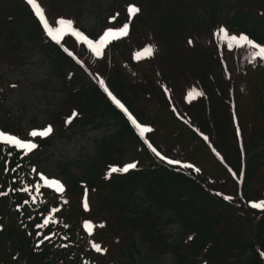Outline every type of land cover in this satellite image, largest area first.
I'll use <instances>...</instances> for the list:
<instances>
[{
	"label": "trees",
	"instance_id": "obj_1",
	"mask_svg": "<svg viewBox=\"0 0 264 264\" xmlns=\"http://www.w3.org/2000/svg\"><path fill=\"white\" fill-rule=\"evenodd\" d=\"M3 1L4 4L0 7V30H4L5 34L10 33L13 25L17 24V19L14 22V15L22 13L21 22L27 21L29 28V31H25L26 38L34 46L41 47L55 66L54 70L60 77V86L65 95L64 101L73 109L75 105L80 107L75 116V120L78 118L76 122L88 115L96 118L109 115L114 126L118 128L114 136L104 138L99 150L101 159L86 170L85 178L71 181V194L76 195L77 190L82 189V185L95 189L98 192L99 209L92 215L108 214L111 227L117 236L118 224L127 218L121 201L126 194H131L135 190L141 191L154 199L160 209L173 211L177 220L183 223L185 230L182 241L176 247L168 248V252L178 257L176 264H264V210L256 212L249 208L240 195L241 190L249 197L245 198L250 200L252 195L249 190L252 183L250 177L252 174L255 177L260 167L256 169V165L253 166L251 161H247L245 166L247 177L240 188L237 180L229 175L227 169L198 134L202 131L214 142L218 137L226 146L228 163L239 173L241 149L238 147L231 154L234 148L228 146V140L231 143L235 142L236 146L237 142L231 138V134L233 135L231 117L221 115L229 111V104L223 97L234 100L236 118L242 130L259 132L264 137V61L254 62L253 50L248 47L224 52L221 55L217 44L206 47L197 39L195 44L193 42L187 44L185 48H177L168 60L156 53L138 62L134 61L133 57L128 55V49L136 48L135 44H140L142 48L153 46L155 39L171 28L165 24L155 26L145 19L142 21L137 19V16L133 18L128 32L129 38L123 40L125 44L115 43L111 48V54L105 53L107 57L104 55L106 59L102 63V70L99 71L100 62L84 46L74 48L69 45L71 37H67L63 45L81 59L83 66L68 56L60 45L51 42L39 25L32 26L31 16L25 19L28 13L31 15L29 9L24 13L20 10V3L23 1ZM206 1L208 0H194L193 3L202 5ZM245 1L251 3L241 6L243 9L239 11L242 15L235 18L231 24L236 31L247 34L253 41L264 46V0ZM193 3L183 4L181 7L187 8L192 20H195L199 14L191 13L190 5ZM157 9L160 7L157 6ZM173 19L174 21L178 19L176 13ZM21 28L22 25L18 29ZM17 35L18 33L14 37ZM161 40L166 42L167 38L161 37ZM119 49L121 54L117 55ZM119 61L124 62L125 70L140 80V84H132L120 73L115 74L114 70L119 68ZM130 62L143 64L142 72L132 69ZM93 68L102 73L100 76L109 82L127 103L140 124L152 129L148 137L161 154L184 164L190 163L198 168L201 174H194L189 169L185 170L189 175L186 172H177L158 161L144 141L138 137L126 117L110 103L95 82L92 74L99 75L94 73ZM147 69L154 71L152 80L145 75ZM163 73H167V81H175V84H171L174 85L176 94L188 90L191 86L202 91L203 83L206 91L208 89L213 94L186 104L184 110L187 114L180 113L182 117H178L173 108L174 102L163 90V86L166 85ZM147 81H157L156 86L147 87ZM142 90L149 95L146 99L141 95ZM3 129L7 130V127ZM43 143L42 141L39 151L42 150ZM243 151L247 154L244 146ZM126 163H135L136 168L128 173L110 171L112 167L121 168ZM31 164L32 161L28 159L24 161L21 154L0 146V192L5 193L0 195V224L5 225H2L3 229L0 230V264H84L86 259H89V264H113L112 261L116 263L117 256L112 250L113 247L102 238L106 234L99 232L106 227V221L97 222L102 225L96 227V234L98 233L102 239L100 242L106 249L102 261L90 249L88 235L83 227L80 224L78 227L76 222L75 226L67 222L64 216L68 229L62 228L55 217L56 221L54 222L53 218L51 224L42 232V237L34 241L37 233L41 231L29 229L28 211L17 208L18 205H22L24 196L19 192V188L12 184L14 179L21 181L19 177L22 172H30L26 167ZM263 174L264 165L258 177ZM203 176L208 178V182ZM226 179L232 185L228 184L226 187L228 189H223ZM203 186L220 192L225 197H231V200L214 197ZM10 187V190H6ZM43 195L47 205L41 203L36 205L38 208L36 225H42V217L49 215L52 208L58 209L57 194L44 190ZM67 195L69 196V190ZM83 195L81 193L76 197L77 203H80L77 208L79 216L83 211L81 207ZM76 198L73 199L74 202ZM6 235L11 236V246H7ZM50 235L53 237L49 238ZM45 237L49 241L37 245L41 238ZM65 237L68 242L58 246L63 244L61 241ZM119 257L123 264L120 254Z\"/></svg>",
	"mask_w": 264,
	"mask_h": 264
},
{
	"label": "rangeland",
	"instance_id": "obj_2",
	"mask_svg": "<svg viewBox=\"0 0 264 264\" xmlns=\"http://www.w3.org/2000/svg\"><path fill=\"white\" fill-rule=\"evenodd\" d=\"M187 1L191 0H37V3L44 9L49 23L54 22L59 17L71 19L77 30V27L82 28L85 31V36L95 42L109 28L117 29L127 23L130 30L133 18L137 16V19L141 21L144 19L149 21L152 18L157 24L164 22V15L156 11L157 6L164 10H172L178 16L189 14L187 8L181 7L183 4H189ZM23 3H20V10L24 13L28 9V4L24 0ZM246 3L251 2L245 0H208L202 5L194 2L190 5L191 13H198L199 15L196 16L195 20H192L191 15H189L190 29L187 32H189L188 37L191 38V42L195 44L197 39L206 47L212 44L210 42H213L227 52L235 49L239 45L229 44L228 39L223 33L219 32V29L224 28L229 36L242 34L241 31L235 30L236 28L231 22L242 15L239 9L242 10L241 6ZM3 4L4 1L0 0V7ZM131 4H136V7L140 9L133 17H129L127 12L128 6ZM29 16L33 21L32 26H40L35 15L32 16L28 13L25 19ZM20 17H22L21 12L14 15V22L17 19V24H14V22L11 24L14 25L10 33L5 34L4 30H0V128L7 127L6 131L38 144L37 148L30 152L21 151L25 153L22 157H24V161L27 159L32 161V164L26 168L34 176L41 173L45 180H56L62 185L63 191L57 193L58 209H56V218L58 224L64 229L69 228L65 226L63 216L67 222L72 223L74 226L75 222L78 227L80 224L85 233L89 235L87 242H89L90 249L100 261L105 257L106 249L101 243L102 239L98 233L96 234V227L102 225V223L97 222L106 221V227L99 230V232L106 234L102 238L109 246L113 247L112 250L117 256V261L116 263L112 261L113 264H122L119 254L122 257L123 264H176L178 257L168 252V248L176 247L182 241L185 230L183 223L177 220V216L173 211L160 209L154 199L147 197L141 191L135 190L131 194H126L121 201L124 205V215L127 218L118 224L117 236L111 227L108 214L92 215L99 209L98 192L95 189H89L86 185H82V189H78L76 195L71 194V181H77L78 178L82 179L80 176L85 175L86 170L92 168L101 159L99 150L104 138L114 136L118 128L114 126V122L109 115L98 118L88 115L78 122H76L77 118L70 123L73 118L72 113H77L80 107L75 105V109H73L70 104L64 101L65 95L60 86V77L57 76L54 70L55 66L50 62L48 56L43 53L41 47L34 46L26 38L25 31H29L28 23L27 21L22 23ZM21 25L20 30L18 28ZM17 33L18 35L14 37ZM167 33L174 35L175 30L171 27L167 30ZM128 38L127 33L124 39ZM116 40L119 39L111 40L104 47L100 57L94 54L93 57L100 62L98 63L99 71L102 70V63L107 57L105 53L107 55L111 54V48ZM122 41L118 44L124 45L125 41ZM68 42L74 48L86 45L77 41L75 37H72V40ZM158 44V52L164 51L165 44L161 41ZM134 47L136 48L128 49L129 56L133 57V52L134 55H137V53L142 54L140 44H135ZM120 54L121 49H119L117 55ZM141 56L143 57V54ZM140 60L134 61L138 62ZM137 62H130L131 68L136 72H142L144 65ZM162 67L165 68L163 65ZM155 70L157 75L158 68ZM93 71L96 75H99V79H104L100 76L102 75L101 72L95 68H93ZM114 72L115 74L120 73L132 84H140V80H137L125 70L124 62L119 61V68H116ZM145 75L152 80L154 71L147 69ZM147 83V87H155L157 81H147ZM202 85L206 88L204 83ZM141 95L145 96V99L149 96L144 90H142ZM176 103L183 106V100L179 96L176 98ZM7 124L8 126H6ZM48 126H51L52 132L46 137H32L29 135L33 130L42 131ZM243 136L245 143L243 139L239 142L246 148L247 154L241 162L238 180L241 178L243 167L245 168L247 161H251L253 166L256 165V169L260 167L256 176L253 177L252 174L250 177V181H252L249 189L252 192L250 200H247L249 199L248 195L243 194V191L240 190L243 202L251 208L250 201L262 202L264 199V174L258 177L264 165V137L261 133L251 130H244ZM231 138L236 139L234 133L231 134ZM252 138H254L253 141L249 143ZM216 140L220 141L218 137ZM42 141L44 142L42 150L39 151ZM234 141L237 142V140ZM222 146L225 151L223 144ZM228 146L234 148L231 154L238 148L235 142L228 144ZM21 176L23 183L29 178L26 172H23ZM246 177L245 170L242 180L245 181ZM203 178L208 182L206 176H203ZM45 180H43V185L52 189L56 194L57 189L46 184ZM228 184L232 185L226 179L223 189H228L226 188ZM79 187L81 186L79 185ZM68 190L70 198L67 195ZM89 190L91 193L82 196L83 199H88L86 202L88 210H85L86 212L83 210L84 213L82 211L79 216L77 215V208L80 203H77L76 197ZM38 192L39 189L36 187V193L27 191L25 194L37 201L36 205H39V203L47 205L44 195L38 194ZM74 198H76L75 202L73 201ZM36 205L30 199L19 208L28 211L29 229L41 231V234L37 233L38 238L35 237L34 241L42 237L45 227L43 224L36 225V211L38 210ZM231 209L234 211L233 208ZM46 220L45 222H48ZM2 225L4 223L0 224V230L3 229ZM6 237H8L7 246H11V236L6 235ZM41 239L37 245L49 241L45 238ZM61 242L63 244H58V246L65 245V242H68L67 237ZM94 244L99 245L101 251L97 252L93 247ZM242 251L238 252L241 253ZM85 262L89 264V259H86ZM85 262L84 264H86Z\"/></svg>",
	"mask_w": 264,
	"mask_h": 264
},
{
	"label": "snow or ice",
	"instance_id": "obj_3",
	"mask_svg": "<svg viewBox=\"0 0 264 264\" xmlns=\"http://www.w3.org/2000/svg\"><path fill=\"white\" fill-rule=\"evenodd\" d=\"M25 2L31 7V10L34 12L35 17L38 19L39 24L42 26L43 32L46 34L48 38H50L51 41H54L56 45H61L62 40L65 36H72L75 37L77 41L82 42L83 44H86L88 48L94 53L97 57H100L103 53L104 47L113 39H117L121 36H125L128 33L129 25L125 23L123 26L113 29L109 28L107 29L102 36L98 40L89 39L87 36L83 35L80 31H78L74 27V22L71 19L59 17L54 22L49 23V20L46 17L44 9L40 6V4L37 3V0H25ZM140 11V9L134 5H129L127 12L129 14V17L137 14ZM220 33H223L224 36L228 39L229 44L235 43L239 46H247L248 48L252 49V57L254 62L256 60L264 61V46H262L259 43L254 42L252 39H250L247 35L240 34L237 35H231L229 36L228 32L224 28L219 29ZM64 51L68 53L69 56H72L73 53L68 51L67 48H64ZM152 49L150 47L144 49V53L151 55ZM142 54L137 53V58H139ZM101 86L103 87L104 82L101 81ZM104 91L108 93V96L112 99V101L116 104V106L120 109H122L125 114H127V109L124 107L123 104L120 103L119 100H117L111 92L108 91L107 87H104ZM192 93H189V97L191 98ZM76 113L73 112L72 116H75ZM128 119L132 122L133 125L139 130L140 136L143 137L145 133H150L152 129L147 126H141L131 115H128ZM52 132L51 126H48L47 128L43 129L42 131H36L33 130L29 133L30 136L36 137H46ZM207 139V137H205ZM0 142H2L4 145H12L17 149H21L25 152H30L37 148V144L28 140H24L22 138L17 137L16 135L7 134L3 131H0ZM151 147V145H149ZM152 151L160 157L161 160H167L168 164H178L179 161L167 159L165 156L161 155L160 152H158L154 147L152 148ZM186 168H192L193 165L191 164H185L183 165ZM136 164L135 163H128L124 165L123 168H116L112 167L110 169L111 172H128L130 169H135ZM199 171V169H196ZM41 180H45V177L43 175L40 176ZM45 183L49 186H54L57 191H63L62 185L59 183V181L56 180H45ZM24 191H27V189H24ZM5 193L0 192V195H4ZM225 199L231 200V197H225ZM253 208H259L264 209V201L260 203H253L251 205ZM85 210H87L88 205L85 202L84 204ZM87 227V225H86ZM47 239V237H45ZM191 239V237H190ZM93 247L97 252L101 251V248L99 245L94 244Z\"/></svg>",
	"mask_w": 264,
	"mask_h": 264
}]
</instances>
